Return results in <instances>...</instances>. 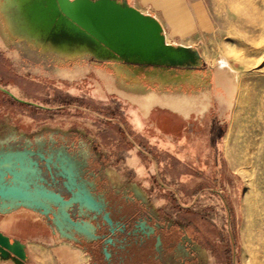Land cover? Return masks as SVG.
I'll use <instances>...</instances> for the list:
<instances>
[{"label":"rangeland","instance_id":"1","mask_svg":"<svg viewBox=\"0 0 264 264\" xmlns=\"http://www.w3.org/2000/svg\"><path fill=\"white\" fill-rule=\"evenodd\" d=\"M112 1L157 23L163 46L185 51L189 60L177 64L117 57L87 27L76 24L94 43L70 45L73 57L68 58L50 34L56 19L48 16L36 37H0V83L10 85L0 84L5 91H0L5 95L0 111L19 129L48 126L93 133L105 151L101 161L118 166V149L109 142L119 139V132L115 120L103 117L118 114L126 104L102 94L104 85L118 92V83L104 81L96 61L102 59L112 74L114 64L193 70V77L202 80L182 92L205 91L202 108L211 104V97L212 107L191 122L185 140L165 142L159 149L150 145L145 154L135 150L142 166L135 168L140 173L134 182L156 197L169 216L197 220L210 230L222 264H264V0H181L182 6L172 0ZM40 5L48 8V0ZM36 17L30 15L31 23ZM150 140L159 145L152 136ZM21 244L24 260L0 252V264L90 262L65 237Z\"/></svg>","mask_w":264,"mask_h":264},{"label":"crops","instance_id":"2","mask_svg":"<svg viewBox=\"0 0 264 264\" xmlns=\"http://www.w3.org/2000/svg\"><path fill=\"white\" fill-rule=\"evenodd\" d=\"M172 1L182 6L181 0ZM182 17L187 23V15L182 13ZM0 37L2 38L1 34ZM3 45H6V42H3ZM122 67L125 72L115 75V82L118 83L115 87L119 89V93L108 91L105 85L102 91V94L114 96L117 103L126 104V109L118 114L103 117L107 121L115 120L119 132L120 138L111 139L109 142L112 148L118 149L115 151L116 159H121L118 166L112 161H101L105 157V151L99 137L93 133L48 126L19 129L10 125L8 113L4 111H0V156L33 152L43 154L45 158H63L68 162L77 180L84 182L89 192L101 200L117 220L135 211L145 212L148 234L144 236L142 232L139 234V231H133L135 239L143 238L144 244H126L124 252L114 249V257L117 260L118 256L123 258L122 264H222L221 257L215 254L210 230L197 220L183 221L180 217L169 216L158 204L156 197L149 195V191L134 182V175L140 173V170L135 172V168L142 166V163L133 152L139 150L145 154L143 150L150 149V145L159 149L165 142L185 140L191 122L204 117L213 105V97L210 99L211 104L204 109L202 106L208 98L205 93L190 100L182 99L178 97H182L183 92L177 87L170 92L173 94H168L169 90L162 83L163 72L159 67ZM97 72L104 81L113 80L99 68ZM62 73L68 72L65 70ZM0 84L10 86L3 82ZM188 86L192 85L186 84L185 88ZM0 91L5 93L1 86ZM168 95H173L175 100H168ZM4 98L5 95L0 94V103ZM170 102L174 103L176 108L171 107ZM150 136L159 145L152 144ZM26 157L36 159L35 156ZM39 163L43 166L41 161ZM43 178L51 183L46 171ZM4 181L12 185L10 176L5 177ZM17 204L16 201L0 199V233L10 241H56L57 236L65 237L54 226L51 213L44 214L36 207L27 208ZM62 229L64 231V226ZM67 240L73 242L89 258L85 249L79 247L75 241L69 238Z\"/></svg>","mask_w":264,"mask_h":264},{"label":"water","instance_id":"3","mask_svg":"<svg viewBox=\"0 0 264 264\" xmlns=\"http://www.w3.org/2000/svg\"><path fill=\"white\" fill-rule=\"evenodd\" d=\"M64 1L67 4L74 5L87 3L91 13L92 11L97 13L96 18L100 19V22H109L113 27L120 26L125 30L127 35L132 37L134 34L139 35L140 29L143 28L142 24L154 25V36L162 44V40L158 35L160 30L159 25L147 21L133 8L121 7L112 0H97L94 2L90 0ZM54 5L56 6V4ZM56 8L58 12H62L74 24L85 26L90 30L89 18L82 17L80 21H77L74 16L63 9L59 0H57ZM91 33L106 44V41L98 34L92 31ZM26 155L35 156L36 159L31 160ZM38 160L43 163V166L40 165ZM45 171L51 183H48L43 178ZM7 176L11 177L12 185L5 183L4 179ZM56 183H60L63 191L49 189L52 184L55 186ZM62 193L67 195V199L63 197ZM0 199L16 201L18 203L17 206L36 207L43 211L44 214L51 213L54 218V226L57 227L63 236L71 240H75V238L66 234L62 229L65 224H68V226L78 233L87 234L88 236H91V234L89 232V225L82 220L74 221L69 211L76 209L80 212L86 209L99 214V209L103 208V204L97 201L82 183H76L75 174L66 160L57 156L55 158L52 156L45 158L43 154H35L33 152H19L0 156ZM103 218L108 224H111L107 213L104 214ZM108 242L111 241L109 240ZM0 252L2 254L11 253L18 260H24L25 258L22 244L19 241H10L1 233Z\"/></svg>","mask_w":264,"mask_h":264},{"label":"bare ground","instance_id":"4","mask_svg":"<svg viewBox=\"0 0 264 264\" xmlns=\"http://www.w3.org/2000/svg\"><path fill=\"white\" fill-rule=\"evenodd\" d=\"M41 1L0 0V34L2 38H13L21 33L27 34L30 37H36L46 27V18L49 16L50 18L56 19L55 27L50 31V34L59 43L58 49L62 55L72 58L73 56L69 48L74 43L78 42L86 45H92L94 43L80 28L60 15L53 0H48V8L45 9L41 8ZM59 1L63 9L74 16L77 21H80L82 17L89 18L90 30L106 41V44L118 54L117 57L119 56L125 59H146L149 61L162 59L177 64H184L190 58L183 50H172L163 47L161 42L157 41L154 36V25L142 24L143 28L140 29L139 35L134 34L132 37L127 35L125 30L120 26L113 27L109 22H100L101 20L96 18L97 13L95 11L91 13L87 3L74 5L67 4L64 0ZM31 14L32 16H37L33 23L29 19ZM101 63H104V61L98 59L95 66L99 67ZM192 71L174 72L164 70L161 75L162 83L169 91L171 88L177 87H180L184 91L186 84H197L199 80H202L201 78L193 77ZM124 72L123 70L115 69L113 74L109 71L104 73L115 80L116 74H122ZM201 93H194L193 95H185L183 93L182 97L178 98L190 100L198 97ZM168 94L173 93L168 92ZM167 99L175 100L173 95H168ZM169 105L171 107L175 106L172 102ZM10 203L12 204L13 202Z\"/></svg>","mask_w":264,"mask_h":264},{"label":"flooded vegetation","instance_id":"5","mask_svg":"<svg viewBox=\"0 0 264 264\" xmlns=\"http://www.w3.org/2000/svg\"><path fill=\"white\" fill-rule=\"evenodd\" d=\"M114 69L123 70V67L119 64H114ZM103 72H108V69L105 67V63H101L99 67ZM202 93H206L202 91ZM76 183H82L84 186V182L81 180H77ZM86 187V186H85ZM49 188V187H48ZM51 190L63 191L60 183H56L55 186L49 188ZM63 197L67 199V195L62 193ZM94 196V195H93ZM95 197V196H94ZM95 199L99 202L98 198ZM102 203V202H101ZM103 204V203H102ZM100 213L91 212L89 210L84 209L81 214L78 215V211L76 209L70 210V216L74 221H84L89 225V232L91 236L87 234L78 233L73 230L68 224L64 225V232L68 235L73 236L75 241L79 247L85 249L89 255V264H122L123 258L117 257L118 260L114 257V249H119L120 251L125 250L126 244L128 245H143L144 239L141 240L135 239L134 230L144 233V236L148 234V228L145 225V217L147 214L141 211H135L133 214L126 216L123 219L117 220V218L113 215L111 211H108L103 204V208L99 209ZM107 213L109 219L111 220V224H108L103 216ZM183 221H188L187 219ZM135 228L133 229V227ZM65 227H68L66 229ZM66 229V230H65ZM136 233V231H135ZM93 236V237H92ZM82 238V239H80ZM111 242H108V241ZM90 242V243H89Z\"/></svg>","mask_w":264,"mask_h":264}]
</instances>
